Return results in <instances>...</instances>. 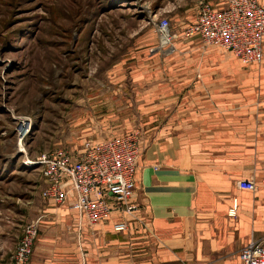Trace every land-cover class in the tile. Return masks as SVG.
I'll return each mask as SVG.
<instances>
[{
	"label": "crops",
	"instance_id": "0c3cea01",
	"mask_svg": "<svg viewBox=\"0 0 264 264\" xmlns=\"http://www.w3.org/2000/svg\"><path fill=\"white\" fill-rule=\"evenodd\" d=\"M180 39L134 79L133 216L113 212L90 229L67 206L47 209L43 230L68 231L72 244L37 248L43 259L29 264H240L243 247L264 243V41L261 63L243 65L198 37ZM249 179L255 192L237 186ZM120 223L125 230L115 231ZM93 230L97 261L87 245Z\"/></svg>",
	"mask_w": 264,
	"mask_h": 264
},
{
	"label": "rangeland",
	"instance_id": "374dc122",
	"mask_svg": "<svg viewBox=\"0 0 264 264\" xmlns=\"http://www.w3.org/2000/svg\"><path fill=\"white\" fill-rule=\"evenodd\" d=\"M216 1L0 0V264H13L27 225L47 219V209H62L40 199L33 161L133 132L135 76L156 69L152 57L168 53L157 49L156 24L170 21L175 45L200 3ZM42 227L25 264L42 260L41 249L51 244H72L68 231ZM91 233L87 245L97 261Z\"/></svg>",
	"mask_w": 264,
	"mask_h": 264
},
{
	"label": "built area",
	"instance_id": "2783aa9c",
	"mask_svg": "<svg viewBox=\"0 0 264 264\" xmlns=\"http://www.w3.org/2000/svg\"><path fill=\"white\" fill-rule=\"evenodd\" d=\"M221 7L200 3L196 21L182 32L184 39L198 37L205 47L231 53L243 65H258L263 58L264 8L259 0H221ZM160 51L175 52L171 23L161 18L154 28ZM140 158L136 133H124L101 141L86 140L77 152L57 150L39 155L33 164L46 187L41 200L69 207L88 228L109 219L113 212L133 216L130 203ZM264 183V178L261 179ZM238 188L255 192L253 179L241 180ZM233 213L234 211H230ZM41 219L27 225L11 256L13 264H25L32 254ZM125 224L115 231L125 230ZM147 231L148 228H147ZM240 264H264V243L251 241L239 252Z\"/></svg>",
	"mask_w": 264,
	"mask_h": 264
}]
</instances>
